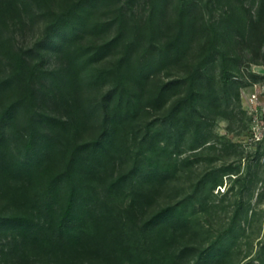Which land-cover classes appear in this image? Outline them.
I'll return each mask as SVG.
<instances>
[{
  "label": "trees",
  "instance_id": "obj_1",
  "mask_svg": "<svg viewBox=\"0 0 264 264\" xmlns=\"http://www.w3.org/2000/svg\"><path fill=\"white\" fill-rule=\"evenodd\" d=\"M46 1L30 0L21 9L18 0H0V35L7 24L6 15L32 11L44 16L42 3ZM83 5L79 0L59 14H46V38L61 41L62 66L57 70L42 73L39 64L26 62L24 52L21 56L11 47L6 52V44H0V74H5L0 75L2 119L22 126V119L37 108L40 91L36 85L44 82L49 84L48 96L62 107L58 115L44 113L40 122L32 117L18 128L25 159L15 155L7 138L0 137V183L16 184L6 190V195L13 197L16 213L0 218V264H171L173 259L203 264L224 260L227 252L219 248L220 243L203 249L194 237L197 230H205L200 227L199 214L219 211L211 196L223 186L225 177L234 174L233 168L207 170L191 194L145 222H140L137 209L151 206L158 189L164 190L179 176L193 174L202 161L211 160L207 156L215 151L214 118L199 114L194 103L202 101L204 111L233 120L241 108L239 89L234 101L228 91L192 92L187 98L192 108L181 109L162 130L148 127L138 143L140 111L162 109L167 93L183 82L173 80L148 93L139 86L141 93L135 94V86L130 84L135 72L141 75L136 85L150 81V76L143 74L146 63L129 68L124 61L113 69L87 74V67L110 55L119 46V39L79 45L69 25ZM182 36L184 31L167 48L178 52ZM229 81L226 78L225 83ZM106 83L113 84L106 97V123L110 126L95 141L74 142L78 126L93 121L99 113L98 106L83 100L81 94ZM112 153L122 165L131 166L130 174L99 189L93 181ZM131 177L142 182H124ZM126 189L132 199L129 205L121 206L118 201ZM184 239L189 243L180 244Z\"/></svg>",
  "mask_w": 264,
  "mask_h": 264
},
{
  "label": "rangeland",
  "instance_id": "obj_2",
  "mask_svg": "<svg viewBox=\"0 0 264 264\" xmlns=\"http://www.w3.org/2000/svg\"><path fill=\"white\" fill-rule=\"evenodd\" d=\"M78 1L47 0L42 3L44 16L32 11L6 15L7 24L2 26L0 44H6V52L10 47L21 56L24 52L26 62L39 64L42 73L61 68L58 50L61 41L56 37L50 41L46 38V14H59ZM83 1V7L68 20L69 28L78 37L77 43L86 47L119 39V46L88 66L87 74L95 73L96 69H113L124 61L129 68L146 63L143 74L150 76V81L136 85L141 75L135 72V79L130 82L135 86V94L141 93L139 86L148 93L173 80L183 82L178 91L167 93L162 109L140 111L138 143L148 127L153 131L162 130L181 109H188V105L192 108V103L187 102L192 92L222 94L228 91L234 101L239 89L241 108L233 120L204 111L202 101L194 103L196 108L193 109L199 114H211L214 118L215 151L207 156L211 160L202 161L193 174L179 176L164 190L158 189L155 202L139 207L137 215L140 222L149 220L165 206L191 194L196 181L207 170L231 167L234 174L225 177L223 186L211 196L219 211L199 214L200 227L204 226L205 230H197L194 241L203 249L220 243L219 248L222 246L227 252L224 260H207L203 264H264V0ZM26 3L30 0L17 2L21 9ZM31 5L34 7L35 3ZM183 31L180 50H169L168 44ZM226 78L230 79L228 84ZM48 87V82L36 85L40 91L37 108L22 119V126L32 117L40 122L44 113L60 114L61 103L56 106L58 102L48 96ZM112 88L111 83L99 84L81 94L83 100L98 106L99 113L93 121L78 126L74 142H92L106 132L110 126L106 123V97ZM3 106L0 93V137L7 138L15 155L25 159L23 141L18 136V128L22 126L2 119ZM41 128L43 134L46 133V126ZM130 169V165L118 161L117 155L109 154L93 185L103 189L117 177L130 174ZM139 180L131 177L124 182H142ZM15 185L13 181L0 183V218L16 213L13 197L6 195V190ZM131 199L126 189L118 203L126 206ZM186 243L189 240L180 241V244ZM171 264L190 263L173 259Z\"/></svg>",
  "mask_w": 264,
  "mask_h": 264
}]
</instances>
